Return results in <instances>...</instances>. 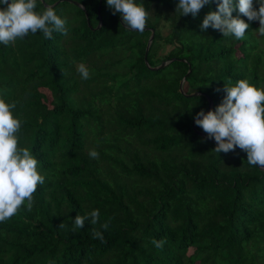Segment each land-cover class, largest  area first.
Instances as JSON below:
<instances>
[{
  "label": "trees",
  "instance_id": "1",
  "mask_svg": "<svg viewBox=\"0 0 264 264\" xmlns=\"http://www.w3.org/2000/svg\"><path fill=\"white\" fill-rule=\"evenodd\" d=\"M74 1L81 7L53 5L58 15L63 4L75 10L67 35L0 44V97L15 102L19 146L45 177L31 211L25 203L0 222V264H264V169L238 147L215 152V140L191 127L207 96L211 110L222 102L229 80L264 87L259 21L241 16L250 27L237 40L201 30L215 3L193 18L178 0H136L149 13L140 33L106 0ZM94 209L99 222L73 231L76 215Z\"/></svg>",
  "mask_w": 264,
  "mask_h": 264
},
{
  "label": "clouds",
  "instance_id": "2",
  "mask_svg": "<svg viewBox=\"0 0 264 264\" xmlns=\"http://www.w3.org/2000/svg\"><path fill=\"white\" fill-rule=\"evenodd\" d=\"M259 7H254V0H178L177 8L181 15L196 18L205 6L217 5L216 11H209L203 18L201 30L209 27L219 30L223 37L233 36L237 40L245 38L250 25L247 21H259V35L264 36V0H257ZM113 14L119 13L127 28L143 33L149 13L142 3L136 0H106ZM238 9L239 15L233 16ZM43 34L51 39L53 32L67 35L66 19L57 14L55 7L46 5L37 10V0H0V44H14L31 33ZM83 80L91 78L84 63L77 66ZM223 91L226 93L222 102L214 109L205 112L201 109L194 117L195 124L202 128L208 138L216 142L215 152L228 153L238 147L247 154V162L264 169V87L251 84L248 79H240L235 84L229 80ZM15 102H6L0 97V222H5L16 215L25 205L31 211L34 193L45 177L38 169V160L26 147L19 146L22 121L14 115ZM93 159L99 158L95 149L89 151ZM100 212L94 209L85 215L77 214L73 231L82 229L85 221L92 225L99 222ZM64 227L63 224L60 225ZM107 230L109 222L101 225ZM93 238L106 242L103 233L94 230ZM154 247L162 249L165 239H153Z\"/></svg>",
  "mask_w": 264,
  "mask_h": 264
},
{
  "label": "water",
  "instance_id": "3",
  "mask_svg": "<svg viewBox=\"0 0 264 264\" xmlns=\"http://www.w3.org/2000/svg\"><path fill=\"white\" fill-rule=\"evenodd\" d=\"M41 2H42V4L44 5V6H46L47 4H45L42 0H40ZM59 1H62V0H58V1H55L53 4H51V5H54V4H56L57 2H59ZM65 1H67V2H71V3H73L74 5H76V6H79V7H81L80 6V4L78 3V2H76V1H73V0H65ZM98 4H99V0H98ZM99 7V6H98ZM98 7H97V10H98ZM118 19H119V21H120V17H118ZM99 23H100V18H98V24L96 25V27L95 28H97V27H99ZM121 24L124 26V27H127V25H125L124 23H122L121 22ZM152 36H153V34H152V31H150V34H149V36H148V39H147V42H146V44H145V48H144V53H143V59H144V62L146 63V59H145V57H146V52H147V49H148V46H149V43H150V41H151V39H152ZM166 62L165 61H163V62H161L160 64H158L157 66H154V67H150L151 69H158V68H161L164 64H165ZM189 71V67H188V69H187V72ZM182 82H183V77L181 78V80L179 81V91H182V88H181V84H182ZM191 95H194V94H196L195 92L194 93H190ZM189 94V95H190ZM206 99H207V109H206V111L205 112H207L208 110H211V100H210V98L207 96L206 97ZM194 119L191 121V127L193 128V130L194 131H196L197 132V134L198 135H200V136H204V134L201 132V131H198V130H196L195 128H194Z\"/></svg>",
  "mask_w": 264,
  "mask_h": 264
},
{
  "label": "rangeland",
  "instance_id": "4",
  "mask_svg": "<svg viewBox=\"0 0 264 264\" xmlns=\"http://www.w3.org/2000/svg\"><path fill=\"white\" fill-rule=\"evenodd\" d=\"M45 4H47V5H51V3L50 4H48L47 2H50V0H42ZM55 1H58V0H55ZM54 1V2H55ZM74 1V0H73ZM54 2H52V4L54 3ZM42 3V2H41ZM44 6V5H43ZM53 6V5H52ZM59 15L62 17V18H64V19H66V20H68L70 23H74L75 24V22H76V20H75V18H73V16H74V13H75V10L74 9H72L71 7H69L67 4H63L62 5V8L59 10ZM166 29V26H164V27H162V29H161V31H164ZM160 53L162 52V50H160L159 51Z\"/></svg>",
  "mask_w": 264,
  "mask_h": 264
}]
</instances>
